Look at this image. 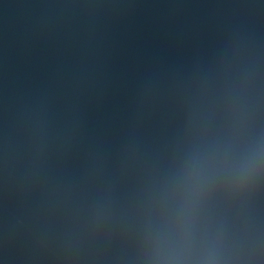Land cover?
<instances>
[{
    "label": "water",
    "instance_id": "1",
    "mask_svg": "<svg viewBox=\"0 0 264 264\" xmlns=\"http://www.w3.org/2000/svg\"><path fill=\"white\" fill-rule=\"evenodd\" d=\"M0 264H264V0H0Z\"/></svg>",
    "mask_w": 264,
    "mask_h": 264
}]
</instances>
